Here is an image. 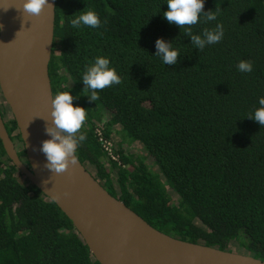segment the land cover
<instances>
[{"label": "trees", "instance_id": "16d2710c", "mask_svg": "<svg viewBox=\"0 0 264 264\" xmlns=\"http://www.w3.org/2000/svg\"><path fill=\"white\" fill-rule=\"evenodd\" d=\"M165 3L56 0L53 96L71 89L79 97L73 103L86 109L87 140L78 159L113 197L172 237L264 261V127L245 117L264 96V0H205L204 11L221 14L193 33L219 22L224 37L203 51L163 18ZM88 7L102 27L71 28ZM158 38L180 49L177 64L152 55ZM96 56L110 59L122 83L90 103L80 79ZM241 60L253 63L251 73L237 71ZM5 127L22 143L13 117ZM125 143L143 155L126 152ZM21 177L0 140V264H99L71 220Z\"/></svg>", "mask_w": 264, "mask_h": 264}, {"label": "water", "instance_id": "95a60500", "mask_svg": "<svg viewBox=\"0 0 264 264\" xmlns=\"http://www.w3.org/2000/svg\"><path fill=\"white\" fill-rule=\"evenodd\" d=\"M24 0H0V94L25 151L18 153L0 109V140L17 170L67 216L99 264H264L263 260L165 234L113 197L79 159L51 173L39 150L49 139V76L55 3L38 16L23 13ZM26 160V163H25Z\"/></svg>", "mask_w": 264, "mask_h": 264}, {"label": "clouds", "instance_id": "9594fccd", "mask_svg": "<svg viewBox=\"0 0 264 264\" xmlns=\"http://www.w3.org/2000/svg\"><path fill=\"white\" fill-rule=\"evenodd\" d=\"M204 3L205 0H166L167 10L162 13L169 24L179 27L180 33L183 29L181 34L189 37L190 44L199 51H203L207 46L218 44L224 37V27L219 22L214 28L203 29L200 34L193 33L192 26L217 21L221 14L220 8L204 11ZM46 6L53 7L49 0H24L22 10L23 13L38 16ZM79 13L68 21L71 28L79 30L81 27H87L95 30L102 27V21L93 8H84ZM2 27L0 25V30ZM155 48L156 51L152 55L158 57L164 66L178 63L181 51L173 46V41L168 42L158 38L155 41ZM236 67L241 73L253 71L251 61L241 60ZM80 82L84 86L80 95L86 96L90 103H96L100 100L102 90L120 85L122 78L109 58L96 56L84 66ZM78 98L71 94V89L58 91L51 98V124L45 128L50 138L43 140L39 149L46 158L44 167L51 173L60 174L65 172L70 164L75 165L78 161V150L87 140L86 133L81 131L86 121V109L74 106L73 103ZM245 117L264 127V96L258 98V106H254Z\"/></svg>", "mask_w": 264, "mask_h": 264}, {"label": "rangeland", "instance_id": "374dc122", "mask_svg": "<svg viewBox=\"0 0 264 264\" xmlns=\"http://www.w3.org/2000/svg\"><path fill=\"white\" fill-rule=\"evenodd\" d=\"M0 109L4 113V120L5 121L10 120L12 118V114H11L8 106L6 105L3 97L1 96V94H0ZM114 137L117 140H120V135H116ZM14 141L17 143L18 151H22L23 150V144L17 138H15ZM125 151L128 152V153H131L133 155H139V154L143 155V153H144V152L141 151L140 147H136V145L128 146V145H126V143H125ZM107 167H108V165H107ZM148 167L150 168L151 171H156V167L150 166V165H148ZM128 168H131V167L128 166ZM88 170L95 174L94 168L89 167ZM20 179H21V181H25L26 180L25 177H21ZM233 248H236V247H233ZM235 250H238V249H235Z\"/></svg>", "mask_w": 264, "mask_h": 264}, {"label": "built area", "instance_id": "2783aa9c", "mask_svg": "<svg viewBox=\"0 0 264 264\" xmlns=\"http://www.w3.org/2000/svg\"><path fill=\"white\" fill-rule=\"evenodd\" d=\"M96 136L98 137V140L102 146V148L107 152V154L112 158L116 159V155L113 153V143L109 140L103 137L102 132L100 129H96Z\"/></svg>", "mask_w": 264, "mask_h": 264}, {"label": "flooded vegetation", "instance_id": "af4514ba", "mask_svg": "<svg viewBox=\"0 0 264 264\" xmlns=\"http://www.w3.org/2000/svg\"><path fill=\"white\" fill-rule=\"evenodd\" d=\"M16 147H17V145H16ZM25 157V156H24ZM25 163H26V160H25Z\"/></svg>", "mask_w": 264, "mask_h": 264}]
</instances>
